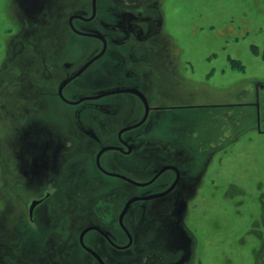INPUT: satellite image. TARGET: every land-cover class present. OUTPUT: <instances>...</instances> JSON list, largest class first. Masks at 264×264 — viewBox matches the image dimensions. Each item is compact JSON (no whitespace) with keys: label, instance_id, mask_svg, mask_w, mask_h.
I'll return each mask as SVG.
<instances>
[{"label":"flooded vegetation","instance_id":"1","mask_svg":"<svg viewBox=\"0 0 264 264\" xmlns=\"http://www.w3.org/2000/svg\"><path fill=\"white\" fill-rule=\"evenodd\" d=\"M109 1L101 7L97 0L94 6L92 0H12L19 36L30 26L29 35L38 31L45 38L41 32L56 24L52 17L67 16L60 40H45L23 60L30 64L23 75L36 81L26 85L23 105L29 119L22 138L28 142L27 170L13 166L24 175V186L37 187L43 196L26 201V227L5 255L13 258L10 264H191L194 239L185 222L217 149L208 143L195 149L169 140L161 144L158 115L192 105L169 102L157 83L160 72H170L156 58L165 49L159 0ZM79 39L85 44H77ZM110 45L127 52L110 51ZM98 60V68L113 67L109 78L116 83L77 92L73 84L95 71ZM117 90L131 92L125 98L104 95ZM60 104L71 108L64 115L74 125L69 132L57 119L49 126ZM67 187L73 190L69 197L46 209L52 193ZM33 201L39 203L30 210Z\"/></svg>","mask_w":264,"mask_h":264},{"label":"rangeland","instance_id":"2","mask_svg":"<svg viewBox=\"0 0 264 264\" xmlns=\"http://www.w3.org/2000/svg\"><path fill=\"white\" fill-rule=\"evenodd\" d=\"M97 2L102 7L110 1ZM158 2L163 32L159 38L165 49L156 58L159 66L170 67V72H160L157 83L169 102L193 107L164 108L156 120V134L163 138L162 145L169 140L177 147L195 149L208 143L207 148L217 149L206 169L197 203L189 209L191 214L185 222L186 231L194 239L191 264H264V0ZM11 5L12 0H0V107L6 105V109H0V264H10L13 259L5 255L8 245L16 244L26 227V201L35 194L39 196L34 199L43 196L37 187H25L24 175L13 166L20 163V169L27 170L28 142L23 143L22 138L29 119H24L28 111L23 105L29 97L26 85L36 81L23 75L26 72L22 70L30 68L23 60L30 51H40L45 40H60V26L67 16L66 12L57 16L51 13L57 20L41 32L46 39L38 31L29 35L30 26L19 36L21 28ZM76 43L85 44V40ZM109 47L120 55L127 52L124 47ZM144 58L148 62L149 55ZM100 63H94L91 68L96 66L95 71L73 84L77 92L94 90L97 84L116 83L109 78L113 67L106 71L103 65L98 68ZM127 63L137 69L131 61ZM138 69H142L140 65ZM70 110L60 104L57 112L50 113L68 132L74 128L70 118L67 121L64 116ZM57 120L52 124L49 121V126ZM259 122L262 129L257 131L254 126ZM182 131L190 136H179ZM71 192L70 187L53 192L46 209ZM235 203L237 211H233ZM14 250L20 248L14 246ZM58 264L67 263L64 260Z\"/></svg>","mask_w":264,"mask_h":264},{"label":"water","instance_id":"3","mask_svg":"<svg viewBox=\"0 0 264 264\" xmlns=\"http://www.w3.org/2000/svg\"><path fill=\"white\" fill-rule=\"evenodd\" d=\"M94 4H95V0H92V5L94 6ZM94 8V7H93ZM92 8V9H93ZM94 10V9H93ZM102 55V53H100L99 55H97V56H95L93 59H91V61L83 68V70L84 69H86V67L89 65V64H91L93 61H95V59H98L100 56ZM77 76V75H76ZM75 76V77H76ZM129 92H131V91H129V90H117V91H112V92H109V93H106V94H104V95H109V94H122V93H129ZM103 96V95H102ZM107 150V149H106ZM134 201V200H133ZM133 201H131V202H133ZM131 202L130 203H128L127 204V206L124 208V210L121 212L122 214H121V216H120V222H121V220H122V217H123V215L125 214V212H126V210H127V208H128V206L131 204ZM39 202L38 201H33V202H31V206H30V210H32L37 204H38Z\"/></svg>","mask_w":264,"mask_h":264},{"label":"crops","instance_id":"4","mask_svg":"<svg viewBox=\"0 0 264 264\" xmlns=\"http://www.w3.org/2000/svg\"><path fill=\"white\" fill-rule=\"evenodd\" d=\"M261 125H262V123L260 124V122L258 123V125H255L254 126V128H255V130H257V129H262V127H261ZM258 131V130H257ZM261 134V133H260Z\"/></svg>","mask_w":264,"mask_h":264}]
</instances>
